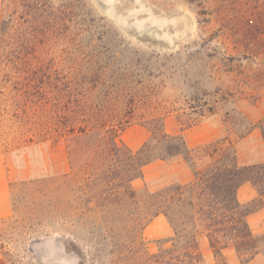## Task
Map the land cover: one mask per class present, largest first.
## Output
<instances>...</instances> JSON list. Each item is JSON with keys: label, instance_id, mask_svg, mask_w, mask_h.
I'll return each instance as SVG.
<instances>
[{"label": "rangeland", "instance_id": "rangeland-1", "mask_svg": "<svg viewBox=\"0 0 264 264\" xmlns=\"http://www.w3.org/2000/svg\"><path fill=\"white\" fill-rule=\"evenodd\" d=\"M141 1L174 18L176 50L127 37L92 0H33L30 8L0 0L4 264H194L182 257L185 232L177 242L163 215L147 222L149 194L173 177L153 165L128 182L125 159L80 134L81 123L129 121L119 139L137 150L145 141L138 122L169 113L179 127L190 124L182 134L190 149L227 137L240 163L256 150L263 156L264 0ZM134 8L133 0L116 7L124 15ZM204 102L220 103L217 112L191 114ZM246 122L256 127L237 141ZM197 237L201 264H241L232 250L215 257ZM257 237L264 253V234Z\"/></svg>", "mask_w": 264, "mask_h": 264}, {"label": "trees", "instance_id": "trees-1", "mask_svg": "<svg viewBox=\"0 0 264 264\" xmlns=\"http://www.w3.org/2000/svg\"><path fill=\"white\" fill-rule=\"evenodd\" d=\"M26 2L25 8L33 4V0ZM213 103L191 106V114H214L220 103ZM129 123L94 120L79 124L82 126L80 134L96 135L97 144L105 145L118 163L124 158L130 183L142 179L144 168L157 162L174 166L180 163L190 171L187 181L173 180L149 194L147 222L163 215L172 227L177 242L179 233L185 232L182 236L186 240L183 260L202 263L197 236L205 232L215 257L232 250L239 263L249 264L260 253V240L247 223L250 213L264 207V161H259V151L251 156V160L256 161L241 165L236 143H231L227 137L190 149L182 135L190 124L179 127L169 113L138 122L144 131L145 141L137 150H132L119 139L122 128ZM238 127L236 137L237 141H241L256 126L246 122L245 126L239 124ZM247 182L252 184L258 196L251 204L244 205L238 201L237 191ZM129 191L130 197L135 199V192Z\"/></svg>", "mask_w": 264, "mask_h": 264}, {"label": "water", "instance_id": "water-1", "mask_svg": "<svg viewBox=\"0 0 264 264\" xmlns=\"http://www.w3.org/2000/svg\"><path fill=\"white\" fill-rule=\"evenodd\" d=\"M96 8L111 18L116 26L139 44L174 51L182 42L170 32L174 18L156 16L141 0H133L135 8L124 15L116 7L123 0H92Z\"/></svg>", "mask_w": 264, "mask_h": 264}, {"label": "crops", "instance_id": "crops-1", "mask_svg": "<svg viewBox=\"0 0 264 264\" xmlns=\"http://www.w3.org/2000/svg\"><path fill=\"white\" fill-rule=\"evenodd\" d=\"M251 134H249L247 137H249ZM246 137V138H247ZM245 138V139H246ZM258 151V150H256ZM239 153V152H238ZM262 151H259L258 159L259 161H264V154L262 156ZM256 160H251V157L246 162L240 163L241 165H248L253 163ZM239 162H240V156H239ZM156 166L160 170V176L164 175L163 173H166L169 177H173L174 180L179 181H187L190 178V171L187 170L182 164L177 163L174 166L173 164H166L163 162H157L154 164H151L147 167ZM237 198L238 201L241 204H248L254 201L257 198V192L255 188L250 183H244L240 186V188L237 191ZM1 205H0V218L6 217L9 215L10 210L8 208V199L7 197L3 196L1 199ZM158 217V216H157ZM156 217V218H157ZM247 223L252 231V233L255 236L264 234V207L260 208L252 213H250L247 216ZM198 236H204L207 238L206 234H199ZM198 238V237H197ZM208 241V239H207ZM0 264H4V260L0 251ZM249 264H264V253L257 254L250 262Z\"/></svg>", "mask_w": 264, "mask_h": 264}]
</instances>
